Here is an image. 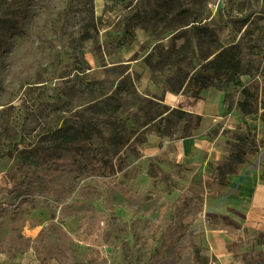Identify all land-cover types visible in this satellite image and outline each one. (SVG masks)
I'll use <instances>...</instances> for the list:
<instances>
[{
	"label": "rangeland",
	"instance_id": "374dc122",
	"mask_svg": "<svg viewBox=\"0 0 264 264\" xmlns=\"http://www.w3.org/2000/svg\"><path fill=\"white\" fill-rule=\"evenodd\" d=\"M19 4L0 0V264H145L158 251L165 264H218L190 168L165 171L139 148L149 132L187 131L167 91L225 95L188 81L236 42L245 73L230 90L264 99V0H27L16 23ZM61 128L77 139L60 172L48 181L42 159L23 176L26 149L50 152L48 133ZM232 223L234 258L264 264V236Z\"/></svg>",
	"mask_w": 264,
	"mask_h": 264
},
{
	"label": "crops",
	"instance_id": "0c3cea01",
	"mask_svg": "<svg viewBox=\"0 0 264 264\" xmlns=\"http://www.w3.org/2000/svg\"><path fill=\"white\" fill-rule=\"evenodd\" d=\"M223 99L224 93L217 90L193 99L183 93L167 91L163 103L169 110L182 109L200 115L202 120L191 129L192 135L172 137L164 132L161 136L156 131L149 132L139 150L143 159H154L163 167L167 166L165 171H173L175 163L190 168L187 189L204 199L197 221L208 249L216 256L218 264H241L234 258L231 249L234 238L228 228L234 224L232 221H239L243 227L264 233V150L247 154L239 171L227 174L229 184L226 186L219 183L217 168L226 163L233 150L226 131L242 128L261 136L264 121L259 114L243 115L237 107L230 112ZM233 115L240 119L235 126L230 124ZM211 131L215 133L210 135Z\"/></svg>",
	"mask_w": 264,
	"mask_h": 264
},
{
	"label": "trees",
	"instance_id": "16d2710c",
	"mask_svg": "<svg viewBox=\"0 0 264 264\" xmlns=\"http://www.w3.org/2000/svg\"><path fill=\"white\" fill-rule=\"evenodd\" d=\"M19 11L17 15L16 23L22 21L25 16L27 9L26 1L27 0H19ZM190 10L186 8L182 11L183 17L189 14ZM211 27V23L207 22L203 25H200V30L207 31ZM83 38H90L87 30L82 31ZM244 53V47L240 44V42H236L230 47L222 48L221 51L216 53V55L208 60V63L202 65L200 69H198L188 81V84L194 82L196 84L197 90L203 88H209V86L216 87L220 90L225 91L223 104L227 105L228 110L231 112L236 107L240 109L243 115H253L259 114L260 118L264 121V99H261L259 102L254 100V95L250 94L248 90L243 91L246 96L242 100L236 101L234 94L232 93L231 85L240 83V78L243 76L244 66L242 55ZM150 58L147 59L149 62ZM149 65L153 67V64L150 62ZM261 104L260 107L253 105ZM169 109V108H168ZM172 112L178 113V118L185 120L187 123V131L185 135H192L191 128H195L201 122V116L197 114H192L182 109H173ZM190 127V128H189ZM230 134L231 131H227ZM158 135H162L160 130H157ZM49 138L53 137L58 140V142L51 141L50 152L44 150V148L39 149L38 146L26 149L27 151L21 157L20 164H24L27 168L23 173V176H27L31 170L37 168L38 165L42 164V159L44 163H47V166L44 170L45 175L48 181H52L53 177L57 175L60 170L63 162L66 159H70L71 156L68 151H74V146L76 145L75 141L77 139L76 135H73L66 129H57L54 131H50L48 133ZM235 141L231 143L233 150L230 152L226 163L223 166H220L218 169V173L216 175L219 183L223 186L229 184V180L226 177L227 174L237 173L240 169V166L245 163V158L249 153H258L261 149H264V139H258V133L251 132L249 130H245L241 128V132L239 135L234 134ZM145 142V140H142ZM52 148V149H51ZM61 148L62 151L57 152L56 149ZM43 157V158H42ZM51 161H59L56 165H49ZM19 164V165H20ZM214 175V173H211ZM193 199L198 200L201 208L198 210V213L202 211V205L204 203L203 197L199 195H194ZM190 211L193 210L194 202L188 200L186 202V206ZM165 207L162 206L161 211L164 210ZM264 236L263 232H260ZM232 246V245H231ZM237 262L241 263L239 259H235ZM166 257L163 251H158L152 256L149 262L145 264H165Z\"/></svg>",
	"mask_w": 264,
	"mask_h": 264
}]
</instances>
